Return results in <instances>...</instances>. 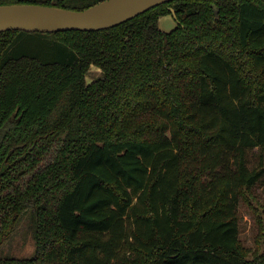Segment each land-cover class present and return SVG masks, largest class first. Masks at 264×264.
<instances>
[{
  "label": "trees",
  "instance_id": "trees-1",
  "mask_svg": "<svg viewBox=\"0 0 264 264\" xmlns=\"http://www.w3.org/2000/svg\"><path fill=\"white\" fill-rule=\"evenodd\" d=\"M92 66L100 76L87 83ZM254 149L264 0H174L96 32L0 33V246L26 216L35 244L0 264H264Z\"/></svg>",
  "mask_w": 264,
  "mask_h": 264
},
{
  "label": "water",
  "instance_id": "water-1",
  "mask_svg": "<svg viewBox=\"0 0 264 264\" xmlns=\"http://www.w3.org/2000/svg\"><path fill=\"white\" fill-rule=\"evenodd\" d=\"M171 1L174 0H103L84 10L40 4H4L0 5V33L10 30L96 32L113 28Z\"/></svg>",
  "mask_w": 264,
  "mask_h": 264
},
{
  "label": "rangeland",
  "instance_id": "rangeland-1",
  "mask_svg": "<svg viewBox=\"0 0 264 264\" xmlns=\"http://www.w3.org/2000/svg\"><path fill=\"white\" fill-rule=\"evenodd\" d=\"M159 28L163 31H170L174 28L175 23L171 16H163L158 21ZM51 39V37H49ZM100 76V71L97 67L92 66L87 73L86 81L90 83ZM251 153L252 159L257 160V156L264 151L256 149ZM264 161V160H263ZM259 195L263 196L260 188L256 190ZM239 238L242 246L245 249H255V235L256 226L254 218L249 207L244 203L239 205ZM35 252V244L32 237L31 221L28 216L23 217L20 223L15 228L13 233L7 238L0 246V258L13 257V258H30Z\"/></svg>",
  "mask_w": 264,
  "mask_h": 264
}]
</instances>
